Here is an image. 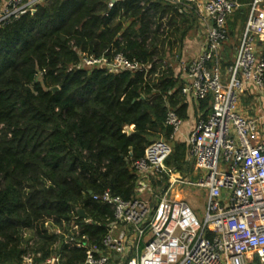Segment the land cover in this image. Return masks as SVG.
Masks as SVG:
<instances>
[{
	"label": "trees",
	"instance_id": "16d2710c",
	"mask_svg": "<svg viewBox=\"0 0 264 264\" xmlns=\"http://www.w3.org/2000/svg\"><path fill=\"white\" fill-rule=\"evenodd\" d=\"M111 1L44 0L0 27V264H23L26 255L43 264L55 253L83 264L85 251L65 241L74 216L80 233L102 246L113 209L93 195L135 198L134 161L154 140L170 139L169 109L187 116L171 58L198 16L167 0ZM233 1L240 7L228 20L229 38H238L253 0ZM119 52L150 70L80 66L84 54ZM172 144L167 166L186 175L188 146Z\"/></svg>",
	"mask_w": 264,
	"mask_h": 264
},
{
	"label": "built area",
	"instance_id": "2783aa9c",
	"mask_svg": "<svg viewBox=\"0 0 264 264\" xmlns=\"http://www.w3.org/2000/svg\"><path fill=\"white\" fill-rule=\"evenodd\" d=\"M43 1L2 0L0 27L36 10ZM167 1L181 6V12L193 9L207 23L204 48L186 66L181 88L196 100L211 101V112L200 117L186 137L193 177L167 166L172 141L179 138L183 126L182 117L169 109L165 123L172 129L170 139L154 140L133 163L138 175L136 197L126 200L110 190L93 195L113 209L102 246L80 233L78 215L65 241L85 251L83 264H255L256 260L264 264V104L255 116L240 110L249 89L264 91V55L259 48L264 42V0L252 1L235 59L225 66L228 20L240 7L238 1ZM80 66L109 72L147 73L151 68L122 52L111 58L84 54ZM155 183L165 186L154 204L145 193L153 191ZM179 183L205 192L203 221L184 198L170 196ZM50 230L61 233L58 227ZM23 264H36L34 255H26ZM43 264H64V256L55 253Z\"/></svg>",
	"mask_w": 264,
	"mask_h": 264
},
{
	"label": "crops",
	"instance_id": "0c3cea01",
	"mask_svg": "<svg viewBox=\"0 0 264 264\" xmlns=\"http://www.w3.org/2000/svg\"><path fill=\"white\" fill-rule=\"evenodd\" d=\"M230 19V18H229ZM206 24L202 19L197 17L196 26L187 35L182 53L178 58H171V65L174 66L175 76L179 78V84L183 85L186 77V66L194 59L198 58L204 48L206 40ZM238 40H231L225 44L223 50L224 63L230 62L235 59L237 47L239 45ZM259 42V48L262 52L261 44ZM187 103V116L183 118V126L179 135L180 141L186 142V137L195 129L200 117L208 115L211 112V101L209 102V108L201 109L200 100L194 99L192 96L182 93ZM264 104V91H259L255 87L249 89L245 96L242 97L240 103V110L246 116H255L261 113L262 105ZM187 144V142H186ZM188 146V145H187ZM188 152V150H187ZM193 162V161H192Z\"/></svg>",
	"mask_w": 264,
	"mask_h": 264
},
{
	"label": "rangeland",
	"instance_id": "374dc122",
	"mask_svg": "<svg viewBox=\"0 0 264 264\" xmlns=\"http://www.w3.org/2000/svg\"><path fill=\"white\" fill-rule=\"evenodd\" d=\"M238 38L237 37L230 38V42H232L231 40L233 39L236 41L238 40ZM175 57L176 56L172 58L175 59ZM177 140H180V139L178 138ZM192 172L193 171L189 172L186 175L183 174L182 172L180 173L186 178H188L187 176L192 175L191 174ZM164 186L165 185L163 184L158 185V186L154 185V190L151 192L145 193V196L150 198L154 204L157 203L158 199H156L155 197L156 195L162 192ZM170 196L173 198H178V197L184 198L193 208L197 218L200 221H203L205 214H206V207H207V199L205 197V192L203 191V189L179 183L173 187L170 193Z\"/></svg>",
	"mask_w": 264,
	"mask_h": 264
},
{
	"label": "water",
	"instance_id": "95a60500",
	"mask_svg": "<svg viewBox=\"0 0 264 264\" xmlns=\"http://www.w3.org/2000/svg\"><path fill=\"white\" fill-rule=\"evenodd\" d=\"M114 1H116V0H114ZM33 12H35V10H33ZM58 88H56V90H57ZM126 131H128L129 133L132 131V128L130 127V126H127L126 127ZM78 213H79V215L81 216V217H83V218H86L87 217V214H86V212H85V210L84 209H82V208H79L78 209Z\"/></svg>",
	"mask_w": 264,
	"mask_h": 264
}]
</instances>
